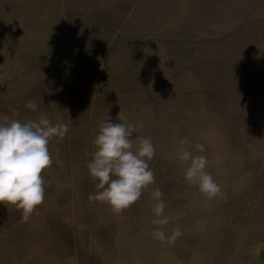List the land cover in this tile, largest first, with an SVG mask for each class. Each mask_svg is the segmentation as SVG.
<instances>
[{
    "label": "rangeland",
    "instance_id": "rangeland-1",
    "mask_svg": "<svg viewBox=\"0 0 264 264\" xmlns=\"http://www.w3.org/2000/svg\"><path fill=\"white\" fill-rule=\"evenodd\" d=\"M41 112L69 131L29 219L0 203V264H264V0H0V121ZM119 112L152 140L155 181L116 212L89 200L87 163ZM182 138L216 197L185 181ZM155 187L174 243L152 235Z\"/></svg>",
    "mask_w": 264,
    "mask_h": 264
},
{
    "label": "clouds",
    "instance_id": "clouds-1",
    "mask_svg": "<svg viewBox=\"0 0 264 264\" xmlns=\"http://www.w3.org/2000/svg\"><path fill=\"white\" fill-rule=\"evenodd\" d=\"M27 109L35 111L37 104L27 101ZM141 125L128 123L120 112L114 122L109 116L98 125L92 141L95 151L87 163L90 178L95 181L96 191L89 194L90 201L106 203L120 212L138 201L142 191L154 184L155 176L149 161L155 155L150 138L136 135ZM69 126L62 120L53 122L41 112L36 120L21 122L7 116L0 121V203L14 205L22 210V220L27 221L45 196L42 172L52 164L49 143L53 138L63 140ZM189 140L176 142V157L186 165L184 179L194 185L209 199L221 193L220 185L207 171L209 161L204 155H195ZM194 148L203 153V144ZM154 219L151 220L154 238L174 243L182 235L177 228L171 234L163 230L169 223L165 215L163 193L158 187L151 190Z\"/></svg>",
    "mask_w": 264,
    "mask_h": 264
}]
</instances>
